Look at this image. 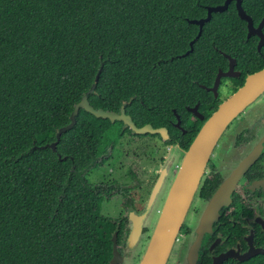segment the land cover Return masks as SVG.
Segmentation results:
<instances>
[{
  "label": "trees",
  "instance_id": "16d2710c",
  "mask_svg": "<svg viewBox=\"0 0 264 264\" xmlns=\"http://www.w3.org/2000/svg\"><path fill=\"white\" fill-rule=\"evenodd\" d=\"M221 2L0 0V264H108L122 220L99 209L118 188L85 175L130 130L78 107L54 148L47 143L84 93L92 107L122 105L136 125L170 127L171 106L185 120L183 105L196 99L211 110L196 82L207 84L215 65L224 66L217 49L248 70L262 62L233 0L211 11L194 38L198 26L188 18ZM240 6L254 23L264 12V0ZM198 122L183 123L179 144L187 146Z\"/></svg>",
  "mask_w": 264,
  "mask_h": 264
},
{
  "label": "flooded vegetation",
  "instance_id": "af4514ba",
  "mask_svg": "<svg viewBox=\"0 0 264 264\" xmlns=\"http://www.w3.org/2000/svg\"><path fill=\"white\" fill-rule=\"evenodd\" d=\"M257 23L253 22V25H257ZM261 29L264 32L263 27ZM250 35L255 36L251 51L254 50L257 53V62L262 61L257 67L259 68L264 64V40L257 47L259 41L258 35L255 33ZM217 50L225 59L224 66L215 65V71L210 76L207 84L196 82L200 88L207 92L203 97L206 105L214 103V107L211 110L215 108L220 100L241 84L246 73L257 69L248 70L249 65H239L234 56L220 49ZM181 54L184 53L181 52ZM229 62L231 63V70L230 72H224L227 70ZM217 73L218 77L214 87L211 89ZM222 89L225 92L224 95L222 94ZM198 102L196 99L192 104L183 105L186 111L184 114L185 120L181 119L173 106H171L172 118H168L170 127L165 124H156L165 127L164 135L156 131H144V133H133L130 131L129 135L137 137H142L147 133L157 135L160 140L173 146L180 162L182 156L181 148L187 147L179 144L176 140L180 137L179 133H184L187 130L183 123L189 120V124L192 125L199 121L195 128L196 130L201 121L211 111L202 112L198 106ZM194 105L195 112L190 109ZM244 108L236 115L242 117L235 116L233 120L236 119V121L234 123L230 121L222 131H225V133H223L221 138H217L214 148L218 147V149L212 150L190 201V203L195 201L198 205L199 202L205 200L211 194L214 188L225 179L226 175H230L234 168H238L243 162H247L232 184L226 203L218 207L217 216L210 225V231L202 233L194 264H264V90ZM176 117L178 118V125L174 124ZM254 147L255 149H253ZM250 154H253V156L248 158ZM175 171L176 169L172 176ZM157 173L158 171L156 175ZM131 174L133 175L132 172ZM152 182H150L145 192L144 199L139 201L142 202L140 207L135 206L134 199L128 192L129 188L126 184L121 185L119 191L112 190L113 193L111 195L118 192L124 193L121 201L124 213L113 217L122 220L121 236L119 240L115 239L116 246L120 252H122L123 240L126 235L124 226L127 223V213L129 210L138 212L141 209ZM110 184L113 188L116 185L112 182ZM182 224L179 231L180 235L181 231L184 232V237L189 232V226L186 228ZM151 225L149 228L142 227V232L148 229L149 233ZM127 251L124 250V253Z\"/></svg>",
  "mask_w": 264,
  "mask_h": 264
},
{
  "label": "water",
  "instance_id": "95a60500",
  "mask_svg": "<svg viewBox=\"0 0 264 264\" xmlns=\"http://www.w3.org/2000/svg\"><path fill=\"white\" fill-rule=\"evenodd\" d=\"M228 1L229 0H222L221 3L206 5V14L204 16L188 18L189 22H194L198 26L194 38L200 33L202 24L210 17L211 11L225 9ZM233 4L234 7H236L239 17L246 20V36L252 33L257 34L259 37L257 47H259L264 40V32L261 29L264 23V12L257 25H253L251 16L240 6V0H233ZM194 38L189 40V48L185 49L183 53L191 49ZM98 70L99 68L93 75L90 83L91 86L95 83ZM230 70L231 63L229 62L228 68L224 72H230ZM217 77L218 73L215 75V80L211 89L214 87ZM89 90L90 88H88L86 92ZM262 90H264V64L244 75L241 84L225 98L220 100L215 108L201 121L190 138L187 147L181 148L182 156L180 162L164 191L136 264H164L170 247L177 237L192 195L197 183L200 181L206 162L216 144L217 138L226 125L247 104L255 99ZM78 107L83 108L95 116L107 117L110 121L113 119L120 120L133 133L156 131L164 135L165 132V127L163 125H153L149 121H144L142 124L136 125L131 120L130 116L124 113L122 105H120L116 111L103 109L101 107H92L86 100L84 93L73 103L68 114V122L55 128V139L47 143L50 149L54 148V141L58 133L74 122V114ZM190 109L195 112V105ZM198 116H200V114H198ZM174 124L178 125L177 117ZM253 149H255V147ZM174 153L175 152L172 151L161 164L154 181L149 187L147 197L141 209L138 212L132 210L128 211L127 223L124 226L126 235L123 240L122 252H120L116 246L115 230L111 232L110 255L107 260L108 264H125L126 259L124 250H131L139 240H141V235L143 234L141 228L147 225L153 205L170 172ZM252 156L253 154H250L248 158ZM246 163L243 162L240 167L234 168L231 174L228 176L226 175L225 179L214 188L205 200L198 203L194 217L189 225V232L184 236L182 245L179 248L178 259L174 264H194L202 233L210 231V225L212 221L216 219L218 207L226 203L231 186Z\"/></svg>",
  "mask_w": 264,
  "mask_h": 264
},
{
  "label": "rangeland",
  "instance_id": "374dc122",
  "mask_svg": "<svg viewBox=\"0 0 264 264\" xmlns=\"http://www.w3.org/2000/svg\"><path fill=\"white\" fill-rule=\"evenodd\" d=\"M224 89V88H223ZM222 89V94L225 92ZM245 109V108H244ZM247 109V108H246ZM239 117V116H236ZM242 117V116H240ZM239 117V118H240ZM231 123H234L236 119H232ZM221 133L219 138L223 135ZM218 138V139H219ZM214 151L218 147L213 148ZM174 151L173 162L170 168V172L164 182L163 187L155 201L152 212L148 218L147 225L145 228H149L154 220L158 206L160 204L162 195L166 189L167 183L170 181L171 176L179 164L176 150L172 145L163 142L154 134H145L142 137L132 136L129 133H123L118 141L110 150V156L105 161L88 170L86 173L87 181L89 182H106L115 183L119 187L126 184L129 188L128 192L134 199L136 207H140L145 196V192L152 180L154 179L156 172L159 170L164 159ZM45 159H50L51 153L48 150L41 152ZM133 173V175L131 174ZM114 180V181H110ZM137 180V181H136ZM136 181V182H135ZM127 192V190H126ZM124 193H114L108 199H105L100 204L99 212L103 215L116 217L124 213V207L121 204ZM138 202V203H137ZM197 204L192 201L183 218V226L188 227L193 214L195 213ZM192 216V217H191ZM148 229L141 235V240L129 251L125 252V264H136L138 257L143 249L145 241L147 239ZM184 232L180 231L177 234L175 241L173 242L164 264H174L178 259L179 248L184 240Z\"/></svg>",
  "mask_w": 264,
  "mask_h": 264
}]
</instances>
